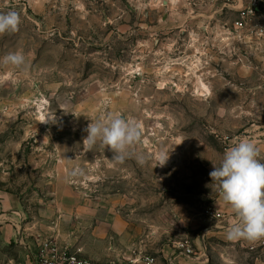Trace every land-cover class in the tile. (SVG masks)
I'll return each mask as SVG.
<instances>
[{"label":"rangeland","instance_id":"obj_1","mask_svg":"<svg viewBox=\"0 0 264 264\" xmlns=\"http://www.w3.org/2000/svg\"><path fill=\"white\" fill-rule=\"evenodd\" d=\"M180 2L0 0L21 17L0 35V264H35L49 242L75 249L101 223L128 224L155 256L187 239L202 264H264L260 240L230 241L205 216L213 165L241 135L264 142V42L228 38L233 13L166 22ZM13 52L20 68L2 63ZM108 113L142 130L123 161L83 143Z\"/></svg>","mask_w":264,"mask_h":264},{"label":"clouds","instance_id":"obj_2","mask_svg":"<svg viewBox=\"0 0 264 264\" xmlns=\"http://www.w3.org/2000/svg\"><path fill=\"white\" fill-rule=\"evenodd\" d=\"M20 24L18 12L0 13V35L18 32ZM2 63L20 68L25 64V56L22 52L8 53ZM46 121L49 120L41 123ZM85 131L87 136L83 143L89 150L99 141L112 152L116 161H123L132 155L131 149L142 135L137 121L113 113L91 120ZM168 153L158 154L156 165L164 166ZM260 154L256 140L241 135L225 150L220 165H213L209 173L220 197L234 213L226 229V238L230 241L244 239L255 242L264 239V163L259 159ZM138 162L143 163L142 160Z\"/></svg>","mask_w":264,"mask_h":264},{"label":"crops","instance_id":"obj_3","mask_svg":"<svg viewBox=\"0 0 264 264\" xmlns=\"http://www.w3.org/2000/svg\"><path fill=\"white\" fill-rule=\"evenodd\" d=\"M175 1V0H173ZM196 2L198 6L193 7L191 3ZM238 2H241V0H238ZM172 1L168 2V9H170L172 6ZM178 5V4H177ZM176 5V6H177ZM178 8L182 7V13H179V16H173L168 18V21L174 20V19H181V18H188L189 15L201 19L205 22H207L211 17H215L217 19L224 17V15L228 16L229 13H231L229 10H223L221 4H214L210 0H182L180 2V6H177ZM195 10H198L197 12ZM194 12V13H193ZM188 16H187V14ZM184 14V15H183ZM192 14V15H191ZM195 14L196 16H193ZM173 15V14H172ZM171 15V16H172ZM166 20V18H164ZM261 149V154L259 159L262 163H264V142L261 145H258ZM213 208L218 210L221 213H224L226 215L225 219H219L217 220V224L212 227V230L215 231V233L219 236L226 237V229L228 227V224L230 220L233 218L234 213L232 212L230 206L226 205L222 198L219 197L213 204ZM121 223V222H120ZM105 223H101V226L94 227L90 231L91 233L86 235L79 243L74 244L77 245L75 249H81L82 254L85 257L94 259V260H100V261H119V262H127L130 258L133 257V255L136 252H144L146 254L147 250L146 248H143L141 245L132 244L130 240V229L131 226L128 224H125L124 226H119V230L117 231V228L114 232L109 233L108 227ZM130 227V228H129ZM115 233V234H113ZM113 234V235H112ZM119 240L120 242L113 243L111 246H109V240L111 239ZM122 243V244H121ZM257 243V241L255 242ZM251 242L249 245H255L256 244ZM175 248V247H174ZM176 250H168L163 249L162 252H159V256L157 255V264H169V260L173 259L175 264H202L203 256H181L177 255ZM152 255V254H150ZM155 256V255H153Z\"/></svg>","mask_w":264,"mask_h":264},{"label":"built area","instance_id":"obj_4","mask_svg":"<svg viewBox=\"0 0 264 264\" xmlns=\"http://www.w3.org/2000/svg\"><path fill=\"white\" fill-rule=\"evenodd\" d=\"M214 4H221L223 10H229L235 14L231 23L223 26L228 32V38L232 36L245 44L254 41L264 42V0H210ZM198 6L196 2L191 3ZM205 216L213 220L225 219L226 215L213 207H208ZM260 245L264 247V239H260ZM255 245L251 249H255ZM177 255L196 256V244L190 240L177 242ZM175 264L174 260L168 261ZM35 264H157L156 256L144 252H136L127 262L100 261L85 257L81 249H71L49 242L38 253Z\"/></svg>","mask_w":264,"mask_h":264},{"label":"bare ground","instance_id":"obj_5","mask_svg":"<svg viewBox=\"0 0 264 264\" xmlns=\"http://www.w3.org/2000/svg\"><path fill=\"white\" fill-rule=\"evenodd\" d=\"M205 88H207V86L205 84H203Z\"/></svg>","mask_w":264,"mask_h":264}]
</instances>
